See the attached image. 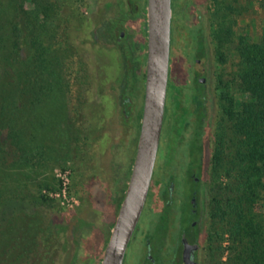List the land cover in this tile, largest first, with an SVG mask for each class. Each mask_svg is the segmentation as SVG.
<instances>
[{
    "label": "rangeland",
    "instance_id": "374dc122",
    "mask_svg": "<svg viewBox=\"0 0 264 264\" xmlns=\"http://www.w3.org/2000/svg\"><path fill=\"white\" fill-rule=\"evenodd\" d=\"M107 3L108 0H28L24 4L36 10L35 14L41 22L42 16H45V22L49 25L46 39L54 36L51 54L56 58L61 75L58 86L61 110L51 115L66 127V130L53 128L45 134L50 149L44 166L29 171L28 178L22 176L9 181V187L20 192L12 196L13 201H6L5 206L18 210L19 214L36 212L40 216L37 220L42 235L36 251L39 250L42 255L36 260L29 257L23 261L24 264H32V261L34 264H71L78 257L80 264H101L103 249L128 184L141 116L140 88L144 83L147 32L145 25L138 24L137 33L133 34L138 36V41L134 42L132 52H137L138 60L144 67L134 78L131 87L138 106L136 130L129 139L127 137L128 147H125L124 154L113 167L106 155L109 141L106 131L110 127L106 118L110 119L112 114L110 94L113 92L112 85L119 77V70L114 54L108 47L98 45L92 39L94 27L106 12ZM206 3L207 24L210 25L212 21L214 29L218 28L222 35L219 49L223 57L212 56L210 73V83L213 88L216 87L218 106L214 107L209 152L210 156L214 155L216 146L222 142L221 165L214 167L213 157L205 185L206 228L210 232V242L203 264H217L228 256L229 239L227 233L223 232L222 223L212 216L213 196L219 200L229 196L228 188L235 176V172L230 171V153L236 137L231 130L232 120L224 108L231 100L232 112H238L237 106L248 100L235 74L239 61L237 46L241 42L257 43L262 40L264 0H206ZM171 5L174 16L172 0ZM40 10L45 13L40 14ZM186 30L179 37L184 38L182 45L189 46L198 29L190 25ZM132 39L133 36L130 37ZM188 39L190 42H187ZM212 45L215 51L217 42L212 41ZM177 53L189 59V54L184 50L178 49ZM98 115L100 120L97 119ZM91 123H95L93 128L89 127ZM84 130L88 132L86 139H83ZM261 181L264 184V166ZM263 198L264 188L259 190L254 205L255 212L264 218ZM84 224H93L96 230L93 237L87 238L79 249L75 236L85 230ZM80 226H83L81 230Z\"/></svg>",
    "mask_w": 264,
    "mask_h": 264
},
{
    "label": "trees",
    "instance_id": "16d2710c",
    "mask_svg": "<svg viewBox=\"0 0 264 264\" xmlns=\"http://www.w3.org/2000/svg\"><path fill=\"white\" fill-rule=\"evenodd\" d=\"M26 1L0 0V264H24L25 259L36 260L42 255L36 251L42 235L40 216L36 212L19 214L5 206L20 192L11 189L9 181L28 178L29 171L44 166L50 149L45 134L53 128L66 130L51 115L61 110V75L51 54L54 36L46 39L49 25L45 16L41 22L36 10L24 6ZM128 1L134 9V0ZM217 29H212L217 42L214 54L221 59L222 35ZM237 51L235 74L248 100L237 106L238 112H232L231 100L224 108L236 137L230 153V171L235 176L229 196L220 200L213 196L212 216L222 223L229 239L228 256L217 264H264V218L254 210L258 192L264 188V36L257 43L241 42ZM83 133V139L88 138V132ZM221 145L219 142L213 155L214 167L221 165ZM75 237L81 249L84 233L80 231ZM78 260L71 264H80Z\"/></svg>",
    "mask_w": 264,
    "mask_h": 264
},
{
    "label": "flooded vegetation",
    "instance_id": "af4514ba",
    "mask_svg": "<svg viewBox=\"0 0 264 264\" xmlns=\"http://www.w3.org/2000/svg\"><path fill=\"white\" fill-rule=\"evenodd\" d=\"M134 2L133 9L128 0H108L107 10L92 32L93 41L114 54L119 70L110 94L112 114L106 118L110 123L106 155L113 167L128 147L127 137L136 130L138 106L131 87L145 67L138 135L143 112L147 40L144 67L132 50L138 41L133 35L138 24L145 25L147 32V0ZM172 4L168 77L155 163L122 264H203L208 253L205 185L213 162L209 149L214 107L218 106L216 87L210 83L214 24H207L206 0H172ZM190 25L196 26L197 34L189 46L182 45L184 38L179 35H184ZM178 49L188 53L189 59L177 53ZM83 226L89 229L83 231L84 237H93L96 226Z\"/></svg>",
    "mask_w": 264,
    "mask_h": 264
},
{
    "label": "water",
    "instance_id": "95a60500",
    "mask_svg": "<svg viewBox=\"0 0 264 264\" xmlns=\"http://www.w3.org/2000/svg\"><path fill=\"white\" fill-rule=\"evenodd\" d=\"M171 17V0H147L145 95L140 131L128 184L103 249L101 264H122L128 241L146 199L164 109Z\"/></svg>",
    "mask_w": 264,
    "mask_h": 264
}]
</instances>
